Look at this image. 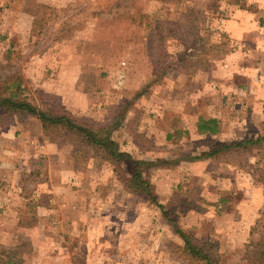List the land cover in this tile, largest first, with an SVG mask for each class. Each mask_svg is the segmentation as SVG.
I'll return each instance as SVG.
<instances>
[{
  "label": "rangeland",
  "instance_id": "1",
  "mask_svg": "<svg viewBox=\"0 0 264 264\" xmlns=\"http://www.w3.org/2000/svg\"><path fill=\"white\" fill-rule=\"evenodd\" d=\"M240 9L252 16L242 40L226 23ZM263 35V0H0V100L16 92L93 127L122 124L114 138L151 162L144 173L163 205L130 191L118 164L82 135L46 130L39 111L0 107L2 127L42 145L32 158L46 186L50 159L68 169L75 205L64 207L28 169L13 203L0 199L3 250L24 264H194L182 232L216 244L223 264H264V199L252 195L264 193V114L248 128L256 88L227 85L247 84V69L264 77ZM219 113L222 135L193 131ZM243 139L251 142L206 155Z\"/></svg>",
  "mask_w": 264,
  "mask_h": 264
},
{
  "label": "trees",
  "instance_id": "2",
  "mask_svg": "<svg viewBox=\"0 0 264 264\" xmlns=\"http://www.w3.org/2000/svg\"><path fill=\"white\" fill-rule=\"evenodd\" d=\"M20 87H18V90ZM16 92H13L9 97H3L0 100V107H4L6 113H14L19 110L39 114L43 120L46 130H67L82 135L83 143L95 151L102 159L118 164V170L122 173L121 179L124 181L127 188L138 194L146 195L152 201L158 202V197L154 193L150 180L145 176L144 167L151 162L146 160H137L131 153L122 149L121 145L114 138V132L122 124L108 125V126H92L88 120L81 119L72 113L69 109L61 104H54L46 108L38 110L26 98L16 99ZM4 112V113H5ZM197 131L200 134H205L207 137H212L222 131V122L217 117H200L197 121ZM173 135L169 134L168 138ZM263 138H257L259 141ZM251 140H242L232 143H220L218 148L214 151L206 153L208 156H214L217 151L228 149L232 147L246 146V143ZM125 162L128 166L125 169L122 167ZM160 207L163 205L159 204ZM184 238V245L180 247L182 254L189 262L194 264H223L216 244L208 240H202L193 236H188L180 232ZM3 246H0V264H24L23 259L20 257L17 261L11 257ZM16 256V253L14 254Z\"/></svg>",
  "mask_w": 264,
  "mask_h": 264
},
{
  "label": "crops",
  "instance_id": "3",
  "mask_svg": "<svg viewBox=\"0 0 264 264\" xmlns=\"http://www.w3.org/2000/svg\"><path fill=\"white\" fill-rule=\"evenodd\" d=\"M264 3V0H263ZM252 19V16L250 15L249 11H238L234 17L231 19L226 20V23L228 25V28L233 31V36L236 35V39H244L246 37V32L249 30L250 21ZM264 39V35L262 36ZM246 41V40H243ZM258 42H261V38L258 40ZM264 49V48H263ZM264 63V61H262ZM261 66V65H260ZM237 68V66H235ZM242 70L246 69L245 67L239 66ZM236 70V69H235ZM237 72H241V70H236ZM249 69H247V72H244V76L247 77L248 82L244 85H237L235 84L234 79L231 81H228L229 87L232 86V90L238 91L241 88H246L249 86L251 90L256 88V91L253 92L255 94H250V99L248 103V107L250 108L249 117L245 121L249 124L248 128L252 126V123L254 121V117H259L261 114H264V77L258 78L253 77L251 75L258 74L259 69L254 68L252 70V73L248 72ZM236 75V74H235ZM252 86V87H251ZM249 95V94H247ZM231 97V95H230ZM258 107H260V110ZM257 111V113H255ZM2 114V113H1ZM214 117L219 118L221 121L225 120L224 116L221 115V113L216 114ZM232 123V122H231ZM1 124V122H0ZM8 126V127H6ZM193 131H197V128L194 127ZM198 133V131H197ZM200 134V133H199ZM203 137H207L205 134H200ZM222 135V132L220 133ZM36 137L34 134L32 135V132L26 131V129L22 130V133H18L17 130H13L12 125L4 124V127L0 125V199L5 198L6 201H12L15 199V192L20 189V186H23L24 181L23 177H26L24 173L26 174V171L29 169V171L33 172L32 176H35V182L36 185L39 184L42 187L45 186V189H50L55 193V197L59 195L60 197L63 196V199L61 198V201L64 204V207H67L71 204L70 207L74 208V202L71 200L69 189H72V184L69 182L70 180L66 178V176H62L64 171L68 169H63L61 165H59L58 161L49 160L47 169H49V175H50V185H45V181H43L39 177V166L38 163H35L39 155L41 156L43 153V147L42 145H34V141L37 142ZM215 137V135H214ZM218 137V136H217ZM29 142V144H28ZM36 157V158H32ZM36 162H39L36 160ZM204 164L210 163V159H206L205 161H202ZM227 166L234 167V165H231L230 162L226 163ZM63 170V171H61ZM65 175V173H64ZM40 186V187H41ZM39 187V188H40ZM46 190V191H47ZM21 190H19L20 193ZM18 193V194H19ZM26 200L29 198L22 194ZM252 195H254V200H263L264 199V193L261 188H253L252 189ZM20 196V195H19ZM37 198V197H36ZM35 198V199H36ZM38 198L36 199V204L34 207L37 208L38 211H42V207L45 206L41 203H39ZM28 203H25L27 205ZM8 209L14 211L16 210L17 206H12V204H7ZM44 208V207H43ZM1 211V210H0ZM1 215V213H0ZM8 233V232H5Z\"/></svg>",
  "mask_w": 264,
  "mask_h": 264
}]
</instances>
